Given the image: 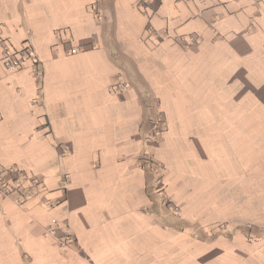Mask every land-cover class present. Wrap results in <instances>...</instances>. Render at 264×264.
<instances>
[{"label": "crops", "instance_id": "1", "mask_svg": "<svg viewBox=\"0 0 264 264\" xmlns=\"http://www.w3.org/2000/svg\"><path fill=\"white\" fill-rule=\"evenodd\" d=\"M5 46L35 51L40 84L30 62L5 69ZM0 165L45 185L0 197V264H264V0H0ZM224 221L256 239H201Z\"/></svg>", "mask_w": 264, "mask_h": 264}, {"label": "built area", "instance_id": "2", "mask_svg": "<svg viewBox=\"0 0 264 264\" xmlns=\"http://www.w3.org/2000/svg\"><path fill=\"white\" fill-rule=\"evenodd\" d=\"M57 37L60 41L59 47L67 48L66 53L68 55H75L81 53L84 48L75 47L72 45L71 38H66V32H57ZM191 45V44H190ZM3 64L7 71L17 72L22 70L25 65L30 62L33 68V77L37 83L42 81L43 72L40 69V61L31 47H27L21 51H14L5 46L3 50ZM130 83L117 78L110 88L111 93H121L129 90ZM167 129L166 120L163 112L157 110L153 116L147 140L150 143H157L160 136H162ZM143 165L151 172L154 177L156 188H160L162 185V178L165 173V168L162 164H159L152 152H145L143 156ZM44 180L36 176H27L21 172L18 168H3L0 165V197L10 198L12 196H18L16 204L19 207L24 206L26 202L36 198L39 193L44 189ZM55 202H48L50 207L54 206ZM169 203V201L167 202ZM171 210L175 211V207H171ZM47 232L52 235H60L58 242L61 247H68L74 241L72 234L69 231L68 226L55 222L48 227Z\"/></svg>", "mask_w": 264, "mask_h": 264}, {"label": "rangeland", "instance_id": "3", "mask_svg": "<svg viewBox=\"0 0 264 264\" xmlns=\"http://www.w3.org/2000/svg\"><path fill=\"white\" fill-rule=\"evenodd\" d=\"M155 157V156H154ZM155 160L159 163V164H162L161 162H159L156 157H155ZM163 165V164H162ZM164 166V165H163ZM165 168V166H164ZM166 171V169H165ZM164 176V175H163ZM162 183V182H161ZM163 184V183H162ZM166 190L164 188L163 185L160 186V188L157 189V194L156 196H158V200L159 202L165 206L167 210H171V207H175V211L176 214H179V210H177V206L173 203H171L169 201V203L166 204L165 201H168L170 200V198H168L165 194ZM172 212V210L170 211ZM173 213V212H172ZM190 228L196 230V231H200L202 228L198 225V223H192L190 225ZM201 228V229H200ZM214 229V232H211V233H207L206 236H200L201 239H205L206 241H209V242H213L215 239H217L218 237H216V235H221V236H224L225 239H232V238H229L231 237V234L232 232H235L236 230L237 231H240V232H243V239L246 241V242H251V241H254L256 238H254L253 236H251V234L248 233V229L250 230L251 227H249L248 225H245V223H243V221H240V222H235V221H224V222H220L216 225H213V227H211ZM204 229V228H203ZM197 234V233H195ZM198 235V234H197Z\"/></svg>", "mask_w": 264, "mask_h": 264}, {"label": "bare ground", "instance_id": "4", "mask_svg": "<svg viewBox=\"0 0 264 264\" xmlns=\"http://www.w3.org/2000/svg\"><path fill=\"white\" fill-rule=\"evenodd\" d=\"M196 115V114H195ZM170 144V143H169ZM187 164V163H186ZM191 169V168H190ZM194 173V172H193ZM223 246V245H222Z\"/></svg>", "mask_w": 264, "mask_h": 264}]
</instances>
